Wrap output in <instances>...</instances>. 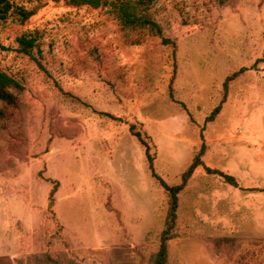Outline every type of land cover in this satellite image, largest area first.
Listing matches in <instances>:
<instances>
[{"label":"rangeland","instance_id":"obj_1","mask_svg":"<svg viewBox=\"0 0 264 264\" xmlns=\"http://www.w3.org/2000/svg\"><path fill=\"white\" fill-rule=\"evenodd\" d=\"M232 1L154 0L161 35L124 30L117 0L15 1L0 20V68L25 91L20 128L0 140V257L148 262L168 197L134 125L167 184L202 142L204 165L237 182L194 170L167 264H264V0ZM22 35L36 39L28 54Z\"/></svg>","mask_w":264,"mask_h":264},{"label":"trees","instance_id":"obj_2","mask_svg":"<svg viewBox=\"0 0 264 264\" xmlns=\"http://www.w3.org/2000/svg\"><path fill=\"white\" fill-rule=\"evenodd\" d=\"M16 0H0V20L6 18L8 13L13 9ZM76 4H85L92 7H99L103 4H106L108 0H72ZM154 0H117V2H113L114 9L116 10V17L121 27L124 30L133 31V30H149L150 32H155L156 34L161 35L160 26L151 18L149 13V8ZM220 2H229L232 4V0H218ZM20 12L24 14V11L19 8ZM26 15V14H24ZM163 42L165 43H173L174 42L168 38H163ZM20 47V50L24 53L28 54L29 49H31L35 45L36 39L32 36L27 37L26 35H22L17 39ZM245 67H241L237 71H234L230 75H228L223 81V96L221 101L213 108L210 114L206 117V121H212L216 115L220 112L222 108V103L226 99V94L228 90V85L231 80L236 78ZM171 88V85H170ZM172 89V88H171ZM24 85L8 74L6 71L0 68V140H2L6 135H9L14 131V128H20L21 124L17 121V114L22 106V97L24 95ZM102 114L113 117L112 115L102 112ZM114 118V117H113ZM19 123V124H18ZM129 131L131 134L136 136V138L141 142V144L145 147V154L147 156L149 162V168L152 170L153 176H155L163 188L167 192L168 197V206L167 213L164 221L163 228L161 230L159 241L157 245V249L152 257L145 264H167V256H168V244L169 241L175 236L174 229L176 226L177 219V209H178V195L180 191L185 187L188 180L192 176L194 170L203 166L207 173H216L223 177V179L237 186V182L234 176L226 174L218 169L211 168L209 166H205L202 160V156L205 153V144L201 143L199 150L194 154L190 164L181 174V180L178 184L169 185L167 184L160 176H158L153 169V156L150 153V144L148 143L145 136L137 130H134V125L129 126ZM17 133V136L20 140L16 144L15 148L22 147L19 143L22 140V137ZM46 257L37 256L35 258L36 264H64L61 260L52 259L49 255H45ZM21 259L23 257H11L5 256L0 257V264H22Z\"/></svg>","mask_w":264,"mask_h":264}]
</instances>
